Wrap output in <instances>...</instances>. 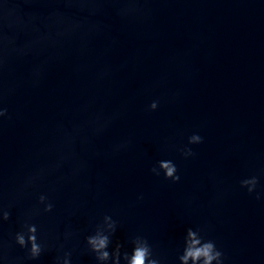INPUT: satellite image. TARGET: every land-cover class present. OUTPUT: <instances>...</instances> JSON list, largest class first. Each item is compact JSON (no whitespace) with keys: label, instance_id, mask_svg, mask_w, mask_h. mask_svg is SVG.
Returning a JSON list of instances; mask_svg holds the SVG:
<instances>
[{"label":"water","instance_id":"obj_1","mask_svg":"<svg viewBox=\"0 0 264 264\" xmlns=\"http://www.w3.org/2000/svg\"><path fill=\"white\" fill-rule=\"evenodd\" d=\"M0 105V264H54L69 229L96 264L84 237L105 212L114 242L143 234L163 264L188 226L225 264H264V198L239 183L264 190V0H0ZM161 158L179 181L151 171ZM41 192L53 247L27 259L11 234Z\"/></svg>","mask_w":264,"mask_h":264},{"label":"clouds","instance_id":"obj_2","mask_svg":"<svg viewBox=\"0 0 264 264\" xmlns=\"http://www.w3.org/2000/svg\"><path fill=\"white\" fill-rule=\"evenodd\" d=\"M159 99L154 98L148 107L156 109L159 107ZM6 106L0 105V117L7 113ZM204 137L199 131L191 132L187 137V143L179 148L184 157L195 155L192 147L199 144ZM151 171L156 175L163 174L173 181L181 179L178 164L172 158H161L153 166ZM246 186L249 193L255 192L256 198H264V190L258 191L260 176L256 174L242 177L239 181ZM141 198L143 194L141 193ZM54 202L46 192L38 196L37 205L28 211L20 221L19 227L11 234L15 244L25 250L27 259H35L46 249L52 248L47 239L41 235V227L34 218L41 211L51 212ZM11 215L10 208L0 205V222L7 220ZM119 220L110 212H105L96 221L91 231L84 237V250L92 253L96 264H163L161 258L155 254L153 245L148 237L143 234H134L129 237L130 248L125 243L116 240L113 236L117 231ZM74 230H65V240L60 241L56 248L54 264H76L73 258L74 249L65 246V241L73 235ZM180 264H225V252L217 245L215 239L206 237L199 227L188 226L183 236L182 251L178 254Z\"/></svg>","mask_w":264,"mask_h":264}]
</instances>
